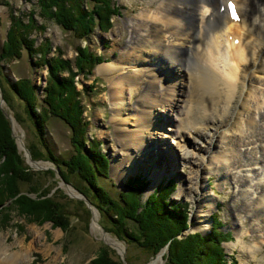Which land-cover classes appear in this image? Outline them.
I'll use <instances>...</instances> for the list:
<instances>
[{
  "label": "rangeland",
  "instance_id": "obj_1",
  "mask_svg": "<svg viewBox=\"0 0 264 264\" xmlns=\"http://www.w3.org/2000/svg\"><path fill=\"white\" fill-rule=\"evenodd\" d=\"M39 1L0 0L2 2L0 3V117L10 131V137H12L15 144L14 149L17 157H20L23 161L24 165L21 164V167L25 169L27 176H32L35 182L38 183L37 187L31 184L25 187L26 193H22L21 196H26L36 206L39 205V202L51 198H54L55 201L57 200L62 205L59 204L58 208H61L59 213L55 210L52 214L44 210H37L33 205L32 210L26 208L27 206L25 205H20L21 203L17 202L19 201L18 196L14 199L6 200L8 197L2 194L5 186L2 181L3 176L1 177L2 174H0V196H4L3 199L5 201L0 206V238L5 240V244L13 247L18 246L21 241L24 244L31 245V257L20 264H44L54 260L57 252L59 255L56 259V264H93L101 255L103 247H107L109 252L116 256L122 264H125L124 259L127 262V256L129 255L132 256L134 264H152L162 253H164L162 264H171L168 261V246L152 256L135 245H128L113 233L107 232L101 226V214L98 208L84 193H80L81 191L79 192L75 188L77 184L80 186L81 183H77L73 178L72 183L66 181L67 177H64L63 172L60 171L53 161L36 158L35 155L31 154L33 148L41 147L43 142L40 140L43 137L48 146L54 151L56 157H61L65 159L64 161L71 158L73 144L70 139V127L63 120L49 114L51 110L48 109V105L51 104L53 109L60 111L61 102L57 103L56 100L58 99L55 95L46 97L45 90L49 78L48 63H52V58L59 49L63 51L62 57L64 60L74 61L77 54L76 46L79 44L88 46L91 52L101 55L104 61L99 63L91 74H77L74 84L76 90L82 91L83 103L81 105H85L83 112L79 114V118L83 121V127L87 133H81V135H86L89 141L99 142L101 153L109 158V179H101L100 184L115 196L119 191L124 190L125 184L131 177L141 175L149 181V185L143 193L142 199L144 201V199L146 200L155 193L158 187L164 186L161 184L171 183L170 187L173 192L169 199L175 203L187 205L190 212L189 227L179 234L178 238L181 239L188 235L189 232L187 233V230L190 229V226L196 225L194 218L200 204L198 200H200L201 193L200 191L196 193V197L193 199L187 192V189L192 185L190 183L193 168L191 164L192 155L184 154L180 149V145L184 144L190 150L196 152L202 147V150L206 151L207 147H204V142L202 143L201 140L195 138V133H197L195 127L193 130L187 131L186 137L176 136L174 128L175 122H178V116L176 114L171 116L169 111L167 112L163 109V113L167 112V115H169L168 118L165 116L162 121L165 124V132L159 134L158 137L156 136L154 139L155 147L151 146L147 149V160H142L140 156L134 155L131 166L128 167L126 164L128 155L123 148V139L120 138V134L116 129H118L119 124L129 127V124L131 125L132 123H129L132 116L125 111L120 112L119 115L114 112L115 109H113L109 100V95L112 92L111 87L113 86L111 84L113 83L109 82L102 73H98L99 67L109 65V63L120 68L125 66L124 63L120 62V58L122 51L126 47L127 40L133 32L132 28H134L131 26L132 22L129 21L134 22L132 20L134 19L133 17L139 16L145 9L150 10L152 7H156V3L160 0H114L116 7L119 8V15L111 20L112 26L106 31L96 28L93 34L84 40L75 39L71 31L63 29L54 20L48 17L45 18ZM86 1L90 0H84L85 3ZM255 5L259 6V8L262 7L261 16L264 17V0L256 1ZM11 15L16 20H22L23 24L32 27L28 34L20 31L19 33L26 35L24 36L25 38L27 37V39L35 42L33 48L40 50L46 46V41L50 43V49L47 50L46 54L35 53L30 55L24 50L20 59L9 57V55L5 54L3 46L6 44L8 34L10 36L12 31V35H17L19 30L18 27H15L14 22H11ZM42 25L44 29H41ZM186 46L185 43L181 45L183 50L186 49ZM42 63H44V66ZM188 69L190 73L193 70L192 67ZM60 75L58 76L59 78H65L68 73L64 72ZM146 78L148 80L150 77L146 76ZM22 79H28L27 81L31 82L35 89V102L31 100L32 98L30 99L27 93L24 95L27 97L29 107L20 102L19 98L8 87L7 80L8 82L10 80L12 85L18 84L19 80ZM144 83V81L143 83L141 82L137 90L129 93L128 100L132 106H136L137 100L142 97L141 93L145 87ZM262 83L257 80L256 86L264 91V84ZM186 85L184 90H187L190 95L193 86ZM15 86L18 88V85ZM159 88L161 89L160 85ZM6 97L9 99L8 101ZM71 100L73 101V99ZM75 100L77 105V98ZM190 100L191 103L187 107L195 104L198 107L194 99L190 98ZM43 105L46 108L42 112L41 107ZM185 106L186 103L183 107ZM47 114L48 118L45 119ZM179 114L181 115V112ZM185 115L186 112L184 111L182 116ZM256 118H258V115H256ZM169 123L172 124L169 125ZM202 124L204 125V122ZM38 131H40V135ZM86 143V147L89 148L88 141ZM4 151L5 149L0 148V155L4 154ZM34 152L38 155L40 153L36 150L33 151V154ZM253 152L257 157L261 154L258 148L254 149ZM211 155L209 156L211 157ZM4 160L3 156L0 159V167L2 168H0V171L4 173V170H6L10 176L13 172L11 169L8 170L3 167L2 164L6 162ZM206 160L209 161V158ZM113 162L119 165L122 164V166L116 169L112 165ZM122 172L126 175H123ZM158 173H160L159 178L156 179V174ZM233 174L234 178L223 185L218 182L219 176L216 173L210 175L209 186L213 192L212 197L216 200V204L210 213L209 223L211 228L203 230L204 234L200 230L192 229L189 234H210V229L213 228L214 223L213 216L218 214L223 223L222 231L230 232L231 239L234 234L238 233V228H241L240 220H244L250 235L258 240H264V222L254 221L251 213L245 209L235 184L238 174L234 170ZM79 197H82L84 201L87 200V203L80 200L81 198L79 199ZM79 202H84L86 206L83 207ZM200 205L204 206L203 203ZM204 209L208 210V207L204 206ZM95 212L97 216L94 214ZM47 213H49L50 217L46 215ZM105 234L109 235L111 239L118 241L123 247V252L120 251V248L116 247L117 250L114 246L109 245L104 240ZM40 236L41 240L39 239ZM109 236L106 237L109 238ZM43 242L51 249L50 255H46L45 248L47 246H44ZM223 247L228 263L235 259L238 264H264V262L252 261L246 254L233 251L226 242L223 243ZM126 264L129 263L127 262Z\"/></svg>",
  "mask_w": 264,
  "mask_h": 264
},
{
  "label": "bare ground",
  "instance_id": "obj_2",
  "mask_svg": "<svg viewBox=\"0 0 264 264\" xmlns=\"http://www.w3.org/2000/svg\"><path fill=\"white\" fill-rule=\"evenodd\" d=\"M256 1L260 0H160L156 7L133 17L134 22L129 21L134 28L120 58L125 66L109 63L98 68V73L113 83L109 100L114 112L119 115L125 111L132 116L129 127L119 124L116 129L123 139L128 167L134 155L147 160V149L155 147L154 139L165 132L162 121L169 117L168 111L178 116L176 136L186 137L195 127V138L207 147L206 151L198 147L196 152L180 145L184 154L192 155V185L187 192L194 199L200 191L198 201L208 207L205 210L199 204L196 225H191L187 233L196 229L204 234L203 230L211 228L210 213L216 204L209 186L212 173L223 185L234 178V170L245 209L254 221L264 222V91L256 86L257 80L264 84V17ZM183 43L187 45L185 50ZM143 81L142 97L132 106L129 93ZM186 84L193 86L190 95L184 90ZM190 98L198 107H187ZM257 148L261 151L258 157L253 152ZM117 164L112 163L116 169L122 166ZM106 236L109 245L123 252L118 241ZM4 241L0 238V264L29 260L30 244L21 241L13 247ZM43 245L50 255L49 246L45 242ZM58 255L44 264H56ZM163 255L152 264H162Z\"/></svg>",
  "mask_w": 264,
  "mask_h": 264
},
{
  "label": "trees",
  "instance_id": "obj_3",
  "mask_svg": "<svg viewBox=\"0 0 264 264\" xmlns=\"http://www.w3.org/2000/svg\"><path fill=\"white\" fill-rule=\"evenodd\" d=\"M39 4L45 18L48 17L63 29L71 31V34L77 40L88 38L96 28L102 31L108 30L112 26L111 20L119 15V8L116 7L114 0H90L86 3L84 0H40ZM10 20L14 22L15 27H18L19 30L17 35H12V31L10 36L8 34L6 44L3 46L5 54L19 59L23 56L22 52L24 50L30 55L35 53L46 54L47 50L50 49L48 41H46V46L43 49L36 48V50L33 48L35 42L27 39V37L25 38L26 35L19 33L20 31L28 34L32 27L23 24L22 20H16L13 15H11ZM41 29H44L43 25ZM75 49L77 54L74 61L64 60L62 57L63 51L60 49L56 51L52 63H48L49 78L45 90L46 97L55 95L58 99L56 100L57 103L61 102L60 111L53 109L51 104L48 105V109L51 110L49 112L51 116L63 120L70 127V139L73 144L71 158L64 161L65 159L56 157L43 137L40 140L43 142L41 147L33 148L31 154L35 155L36 158L53 161L63 172L64 177H67L66 181L72 183L73 178L77 183H81L80 186L77 184L75 188L79 192L81 191L80 193H84L98 208L101 214V226L128 245H135L152 256L168 246V261L171 264H238L235 259L231 263L226 260L223 243L231 239V236L230 233L222 231L223 223L218 214L213 216L214 223L210 234L194 233L181 239L178 238V235L189 227L190 212L187 205L175 203L169 199L173 192L170 187L171 183L161 184L164 186L158 187L155 193L146 200L144 199V201L142 199L143 193L147 189L149 181L141 175L131 177L125 184L124 190L119 191L115 196L100 184L101 179H109V158L101 153L99 142L89 141L86 135H81V133H87L83 127V121L79 118V114L83 112L85 105H81L83 94L82 91L76 90L74 80L77 74H91L92 70L104 61V58L96 52H91L86 45L79 44ZM44 61L47 62L45 59ZM42 65L44 66V63ZM64 72H67L68 76L59 78L58 76ZM27 80L22 79L19 80L18 84L12 85L11 81L8 82L7 80V83L20 102L29 107L27 97L24 95L27 93L30 99L32 98L31 100L35 102V89L31 82ZM15 85H18V88ZM75 98H77V105ZM6 99L9 100L7 97ZM45 108L44 105L41 107L42 112ZM46 118H48V114L45 115ZM38 133L40 135V131ZM86 141L89 143V148L86 147ZM0 146L3 150L5 149L4 154L0 155V159L4 156L6 160L2 164L3 167L8 170L11 169L16 174L12 173L9 176L6 170H4V173L0 171L6 188V190L4 188L2 194L8 197L6 200L18 196L19 201L17 202L21 203L22 206H27L26 208L32 210L35 206L37 210H44L52 214L56 210L59 213L61 208L58 207L61 203L55 201L54 198L39 202V205L36 206L26 196H21L22 193H26L25 187L30 186V184L37 187L38 183L35 182L32 176H27L25 169L21 167V164L24 165L23 161L20 157H17L10 131L1 117ZM35 150L41 154L38 155L36 152L33 154ZM4 196H0V206L5 202ZM79 204L83 207L86 206L84 202H79ZM49 213L46 215L49 216ZM127 262L134 264L131 255L127 256ZM93 264L122 263L109 252L107 247H103L101 255Z\"/></svg>",
  "mask_w": 264,
  "mask_h": 264
},
{
  "label": "clouds",
  "instance_id": "obj_4",
  "mask_svg": "<svg viewBox=\"0 0 264 264\" xmlns=\"http://www.w3.org/2000/svg\"><path fill=\"white\" fill-rule=\"evenodd\" d=\"M240 231L226 243L235 252L246 254L254 262H264V240L253 238L246 229L245 221L240 220Z\"/></svg>",
  "mask_w": 264,
  "mask_h": 264
},
{
  "label": "snow or ice",
  "instance_id": "obj_5",
  "mask_svg": "<svg viewBox=\"0 0 264 264\" xmlns=\"http://www.w3.org/2000/svg\"><path fill=\"white\" fill-rule=\"evenodd\" d=\"M233 15H235V14L233 13Z\"/></svg>",
  "mask_w": 264,
  "mask_h": 264
}]
</instances>
